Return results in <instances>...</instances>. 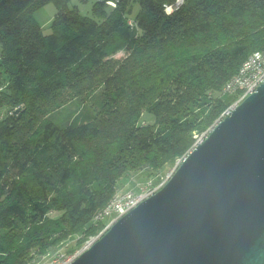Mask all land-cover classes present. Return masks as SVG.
Returning a JSON list of instances; mask_svg holds the SVG:
<instances>
[{"label":"trees","instance_id":"trees-1","mask_svg":"<svg viewBox=\"0 0 264 264\" xmlns=\"http://www.w3.org/2000/svg\"><path fill=\"white\" fill-rule=\"evenodd\" d=\"M69 1L0 0V110L13 111L0 120V264H34L71 236L101 231L95 217L119 182L187 157L238 99L226 83L264 51V0H186L171 14L175 0L94 2L92 18ZM50 2L57 13L44 35L33 14ZM98 87L94 119L46 121L64 92Z\"/></svg>","mask_w":264,"mask_h":264},{"label":"water","instance_id":"water-1","mask_svg":"<svg viewBox=\"0 0 264 264\" xmlns=\"http://www.w3.org/2000/svg\"><path fill=\"white\" fill-rule=\"evenodd\" d=\"M71 264H264V83Z\"/></svg>","mask_w":264,"mask_h":264},{"label":"rangeland","instance_id":"rangeland-1","mask_svg":"<svg viewBox=\"0 0 264 264\" xmlns=\"http://www.w3.org/2000/svg\"><path fill=\"white\" fill-rule=\"evenodd\" d=\"M94 4L95 3L93 2V0H70L68 2L70 8L76 7L79 9L82 16H87L90 18L93 17L92 9ZM132 10L133 11L131 13H128L127 16V20L129 22L136 21V18L140 11V6L138 4H134ZM56 13V6L50 2L33 14L35 20L40 24L44 35L52 34V22L55 18ZM118 51L120 53L118 54L117 58H120L124 55L123 51H125V47L118 46ZM1 54L2 47L0 46V58ZM4 78L5 76H2L0 74V81H2L0 90H2V87L7 84V81ZM62 96L63 97H61L60 99L56 98L51 106H48L44 109V111H47L46 109L49 110L47 116L45 114L46 121L52 122L59 127L90 121L94 119L95 116H98L104 108V96L101 93V89L99 87L95 88L90 93L84 96H77L73 93L69 94L67 92H64ZM229 108L230 106L221 114L219 119L216 120V123L209 130L215 127V125L220 121L224 114H226ZM10 113H13V111H9V108L7 106H4L3 109L0 110V114H2L1 116L3 117L9 115ZM203 135L204 134L196 136V142L197 140L201 139ZM182 160L183 159L178 160L173 167L162 172L150 174V171L147 168H142L140 170H137L136 172L131 173L119 182V189L116 195H120L129 191H138L139 188L144 186L147 182H153L155 185L161 184L169 176L173 175L177 165ZM103 229L93 235L86 237L79 235L73 237L71 236L67 241L64 242V244H61L59 247L51 250L47 256L43 258H36L34 264H50L51 259L56 257L57 255L66 254V257H69L77 251H81L83 248H85V246L88 245L90 241L98 236L103 231ZM80 240H83L80 248H76L75 252L68 253V250L72 249L73 247L75 248L77 242Z\"/></svg>","mask_w":264,"mask_h":264},{"label":"built area","instance_id":"built-area-1","mask_svg":"<svg viewBox=\"0 0 264 264\" xmlns=\"http://www.w3.org/2000/svg\"><path fill=\"white\" fill-rule=\"evenodd\" d=\"M104 1L113 8H116L118 5V2L115 0H109V1L93 0V2H104ZM185 3L186 0H175L174 4L166 5L165 9L167 13L171 14L177 11L178 9H180ZM129 23L131 26L133 27L135 26L133 21H130ZM263 83H264V51H256L252 55H250L249 58L243 63L239 72L226 83L223 93L235 94L238 95L239 97L230 106V108L228 109L226 114H224V116L220 119V121L223 120L226 116H229L231 111H233L248 96L254 94ZM1 115L2 114H0V116ZM3 118L4 117L1 116L0 120ZM212 130L213 128L207 131L206 133H204L201 139L197 140L192 151L200 143L203 142V140L209 135V133ZM185 158L186 157H184L183 159ZM170 177L171 176H169L161 184L155 185L153 182H147L144 186L139 188L138 191H129L120 195H116L114 199L105 208H103L95 217L96 222L105 224L103 231L98 236H96L92 241H90L88 245L85 246V248H83L81 251H77L76 253H74L69 257H66V254L57 255L56 257L51 259L50 264H71L72 262H74L84 250L90 247L96 240L100 239L117 221H119L123 216H125L127 213L135 209L143 201L150 198L151 196L156 194L162 187H164V185L167 183Z\"/></svg>","mask_w":264,"mask_h":264}]
</instances>
